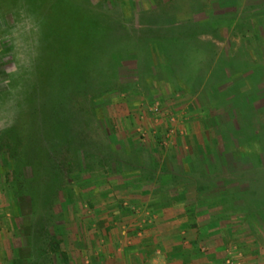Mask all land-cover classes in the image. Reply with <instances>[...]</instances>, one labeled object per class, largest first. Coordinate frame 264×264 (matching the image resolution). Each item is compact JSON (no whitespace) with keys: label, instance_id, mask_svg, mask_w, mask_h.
I'll list each match as a JSON object with an SVG mask.
<instances>
[{"label":"rangeland","instance_id":"obj_1","mask_svg":"<svg viewBox=\"0 0 264 264\" xmlns=\"http://www.w3.org/2000/svg\"><path fill=\"white\" fill-rule=\"evenodd\" d=\"M201 113L214 131L226 125L225 146H236V165L228 155L229 171L217 176L236 195L226 205L248 255L264 264V0H0V130L18 121L25 146L16 155L2 144L0 220L11 221L0 226L11 234L0 240L46 264L34 249L41 226L57 238L63 225L87 226V195L121 164L177 165L184 149L169 147H184L185 118ZM157 129L175 133L143 141ZM52 159L56 198L41 194ZM16 174L21 189L41 176L36 202L18 191Z\"/></svg>","mask_w":264,"mask_h":264},{"label":"crops","instance_id":"obj_2","mask_svg":"<svg viewBox=\"0 0 264 264\" xmlns=\"http://www.w3.org/2000/svg\"><path fill=\"white\" fill-rule=\"evenodd\" d=\"M196 118H185L180 132L184 147H169L171 153L184 149L177 165H128L122 173L104 174L102 181L94 183L86 211L92 222L72 231L63 225L59 233L67 264H259V257L248 255L253 246L238 230L236 209L226 205L236 195L226 194L225 181L217 176L219 171H229L228 155L236 165V146H225L226 125L214 131L211 115L201 113ZM231 128L228 135L235 139L236 129ZM213 132L222 144L214 141ZM174 133L157 129L141 135L145 141ZM206 155L212 160L205 161ZM69 205L76 210L79 202ZM8 234L7 228H0L1 240ZM1 240L0 264L27 261L14 243Z\"/></svg>","mask_w":264,"mask_h":264},{"label":"trees","instance_id":"obj_3","mask_svg":"<svg viewBox=\"0 0 264 264\" xmlns=\"http://www.w3.org/2000/svg\"><path fill=\"white\" fill-rule=\"evenodd\" d=\"M8 97H9V94H8ZM14 122H13L14 126L12 125L10 128L9 127L8 128L6 127V128H2V130H0V155H1V153H3L2 152V144L3 143L5 144L4 146H7L9 150H10V148L12 146L13 151H14L13 153L14 154L16 153V155H17V153L19 155V151H17V149L19 150V148L20 149L23 148V152H24L25 146L22 147L21 144H20L22 142L21 136L18 133L15 132V130L18 129V126H17L18 125V121H14ZM13 131L16 134H12ZM23 152H22V154H20V157L19 158H21V156L25 157V155H24L25 152L24 153ZM37 154L39 156L42 155V152H41L40 149H38V153ZM19 158L16 157V159L19 160V163L14 168V170H16L17 173H20V169H17V166H20V164H21V160ZM42 160L43 159H41L40 162L37 161V164L38 165H40V164L43 165ZM10 162L11 163H15V157L12 156ZM50 163L51 164L49 165V169H50L51 173L48 176V179L49 178L50 179L48 180V182L46 183V185H42L44 187L41 189V191H42L41 194L45 195V193L43 192L44 190L50 191V193L49 192L46 193L48 195V197H50V196L52 197L53 196V198H56L57 193H58V188L55 185L54 177H56L58 175V173H59V169L58 168L59 167L56 166L55 163H53V159L50 161ZM38 168H40V167H38ZM116 168H118V165H117ZM119 168H120V171H122L121 168H124V165L121 164ZM35 177L38 180L41 176L39 177V175H37V176H34V178ZM34 178L32 180H30L28 184H24L25 185L24 186L25 189H21V186L22 185L20 183L21 182L22 183L24 182L23 181V178L21 177V174H16V176H14V178H12V181L15 184L18 183L16 185L17 188H18V191L22 190V194H26L28 197H30L31 202L35 201V198H36L35 197V194L38 193V189H37L38 187H36L33 184L34 183L33 180H35ZM32 186H33V188H32ZM46 199L48 200V198H46ZM50 203H52V202H50ZM42 204H43V206L44 205H47V201L44 200L42 202ZM44 237H45V239H44ZM41 238H43L42 243L38 247L36 246V248L33 247L34 249H36L35 252H37L39 258L43 259L46 264H54V262H56L55 259H52V258L48 257L50 255H53V256H56V257H60V258H58V260H60V263L61 264H67L66 255L63 252L60 251V242H61V240L59 238H57L55 236V234L49 235V233L46 231V229L44 228V226H41ZM26 262H27V264H33L34 261L32 262V260L29 259ZM13 264H25V262L22 261V260H17V261H14Z\"/></svg>","mask_w":264,"mask_h":264}]
</instances>
